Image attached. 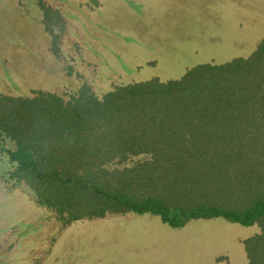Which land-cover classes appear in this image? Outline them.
Listing matches in <instances>:
<instances>
[{
    "label": "trees",
    "instance_id": "obj_1",
    "mask_svg": "<svg viewBox=\"0 0 264 264\" xmlns=\"http://www.w3.org/2000/svg\"><path fill=\"white\" fill-rule=\"evenodd\" d=\"M39 5L53 34L59 14ZM0 164L3 182L27 188L62 227L128 214L175 229L223 218L260 227L245 242L254 261L249 244L264 238V38L247 57L178 79L102 95L86 85L0 94Z\"/></svg>",
    "mask_w": 264,
    "mask_h": 264
},
{
    "label": "rangeland",
    "instance_id": "obj_2",
    "mask_svg": "<svg viewBox=\"0 0 264 264\" xmlns=\"http://www.w3.org/2000/svg\"><path fill=\"white\" fill-rule=\"evenodd\" d=\"M39 1L59 14L53 34ZM264 38V0H0V94L102 95L115 85L178 79L200 64L251 55ZM58 49L52 51V43ZM0 264H261L258 225L223 218L171 228L157 216L128 214L68 226L3 182Z\"/></svg>",
    "mask_w": 264,
    "mask_h": 264
},
{
    "label": "crops",
    "instance_id": "obj_3",
    "mask_svg": "<svg viewBox=\"0 0 264 264\" xmlns=\"http://www.w3.org/2000/svg\"><path fill=\"white\" fill-rule=\"evenodd\" d=\"M254 225H256V224H254ZM253 226V225H252ZM247 260H248V256H247ZM249 261V260H248Z\"/></svg>",
    "mask_w": 264,
    "mask_h": 264
}]
</instances>
